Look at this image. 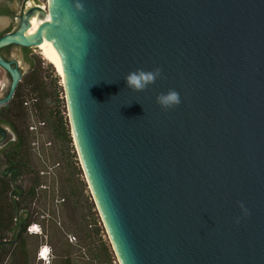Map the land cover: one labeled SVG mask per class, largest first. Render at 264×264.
<instances>
[{"label":"water","instance_id":"1","mask_svg":"<svg viewBox=\"0 0 264 264\" xmlns=\"http://www.w3.org/2000/svg\"><path fill=\"white\" fill-rule=\"evenodd\" d=\"M29 1L0 51L51 52L119 263L264 264V0H48L52 24L32 41L44 10ZM157 68L145 90L127 87ZM0 69L1 106L24 72L1 53ZM169 90L181 103L165 109Z\"/></svg>","mask_w":264,"mask_h":264},{"label":"rangeland","instance_id":"2","mask_svg":"<svg viewBox=\"0 0 264 264\" xmlns=\"http://www.w3.org/2000/svg\"><path fill=\"white\" fill-rule=\"evenodd\" d=\"M26 1L21 2L19 10ZM34 3L45 8L49 4L48 0H34ZM19 27L20 20L15 24V29ZM14 51L20 60L23 59L20 66L24 72L23 77H26L31 72V63L25 60L26 52L19 48ZM28 58L42 63L39 68V80L43 85H39L38 91L29 88L25 94L27 123L29 127L36 128L35 131L29 129V150L33 166L29 173L23 170L20 181L15 182V185L21 186L27 192L34 175L40 181L34 198L22 201V207L30 210L28 215L20 210L21 218L28 217L34 221L30 228L33 227L32 230L35 229L37 233L27 229L26 259L13 253L14 257L8 258L4 264H97L95 255H102L103 244L108 247L113 264H120L79 160L63 81L40 48L29 49ZM0 83L1 96L10 84V79L3 70L0 71ZM62 121L70 131V144L64 142L62 136H57L58 132L51 127L52 124L56 127ZM8 139L16 140L11 130L8 132ZM68 179L74 180L78 188L80 215L74 214L69 207L71 195ZM99 220L101 224H98ZM80 224L87 226L88 233L96 228L101 231L99 234L93 232L92 238L87 237L85 240L79 230ZM73 238L76 239L74 243L71 242ZM42 248L49 253L46 261L39 257Z\"/></svg>","mask_w":264,"mask_h":264},{"label":"trees","instance_id":"3","mask_svg":"<svg viewBox=\"0 0 264 264\" xmlns=\"http://www.w3.org/2000/svg\"><path fill=\"white\" fill-rule=\"evenodd\" d=\"M23 50L26 52L25 60L30 61L31 63V72L29 73V75L22 78V81L19 83L13 100L6 106H4L1 110L2 113H4V115L7 117L9 123L13 128V131L16 133L17 141L12 147L3 152V158L0 159L2 165H4V163L12 165L16 167L21 172V174H23L24 169L29 173L30 169L33 166L29 150L30 127L27 123L28 114L25 112L26 108L24 106L25 94L27 93V90L29 88H32V90L34 88V90L38 91L40 90L39 85H43V82H40L39 80V68L42 66V63H36L34 59L30 60V58H28L29 48H23ZM51 65L53 66V64ZM51 127L55 132H58L57 136L63 137L64 142H66L67 144L72 143L70 131L67 130L63 121L59 122L56 127L54 126V124H52ZM36 177L37 176L34 175V178L31 179L32 184L25 196H23L22 198H18L16 196V202L19 208V221L22 224V229L20 231V226L18 225V222L16 220V206L11 197L12 191L14 190L13 184L9 177L1 176L0 172V264H4V262H6L8 258L11 259L15 254H19L21 258L26 259L27 251L25 234L27 232V229L31 227L34 221L28 217L24 219L21 218L20 210L27 215L28 211H30L27 210L28 208L22 207V201L34 198L36 194L35 191L40 185V181ZM67 181L70 188L69 193L71 195L69 207L72 208L74 214L80 215V209L78 206L80 200L78 198V188L74 183V180L68 179ZM17 193L20 194V192ZM97 222L98 224H101L100 220ZM79 230L82 232L85 240L87 239V237L92 238L93 232L95 234H99L101 231L100 228H96L94 231L90 230L91 233H88L87 226L83 224H80ZM102 252L103 253L101 256L95 255L97 264H113L111 254L106 244L102 245ZM23 264H27V262Z\"/></svg>","mask_w":264,"mask_h":264},{"label":"clouds","instance_id":"4","mask_svg":"<svg viewBox=\"0 0 264 264\" xmlns=\"http://www.w3.org/2000/svg\"><path fill=\"white\" fill-rule=\"evenodd\" d=\"M161 75L159 68L154 71L145 72L142 69L130 72L126 77V85L133 91H143L150 84L155 83L156 79ZM157 103L165 108H172L181 103L180 95L175 90H169L167 93H161L157 96Z\"/></svg>","mask_w":264,"mask_h":264},{"label":"crops","instance_id":"5","mask_svg":"<svg viewBox=\"0 0 264 264\" xmlns=\"http://www.w3.org/2000/svg\"><path fill=\"white\" fill-rule=\"evenodd\" d=\"M22 1L23 0H0V37L16 30L15 24H17V22L19 21V14L21 10H19V7ZM17 48L23 49L18 46H8L3 48L0 53L4 59L15 60L19 63L20 66V61L23 59L20 60L18 55L14 53L16 52L14 50H16Z\"/></svg>","mask_w":264,"mask_h":264},{"label":"flooded vegetation","instance_id":"6","mask_svg":"<svg viewBox=\"0 0 264 264\" xmlns=\"http://www.w3.org/2000/svg\"><path fill=\"white\" fill-rule=\"evenodd\" d=\"M8 78L10 79L9 76H8ZM8 94H9V88L5 91V93L3 95L0 96V101L3 98H5ZM14 96H13V98H14ZM13 98L10 101H8L7 103L0 106V159L3 158V152L5 150H7L8 148L12 147L17 141L16 133L13 131V128H12L11 124L9 123L7 117L1 111L4 106H6L8 103H10L13 100ZM25 105L27 106V103H25ZM9 130H11L15 134V136H16L15 141H11L8 139ZM13 169H16L18 173L13 172L12 171ZM0 172H1V176L9 177L11 182L15 176H16L15 182L20 181V178L22 177L21 172L16 167L9 165V164H6V163H4V165H2L0 162ZM12 184H13V182H12ZM19 187L22 188L21 186H19ZM17 192H20V194H18ZM13 193H15L14 196L15 197L17 196L18 198H22L23 196H25L27 194V192L23 188H22V190L14 189L12 191V194Z\"/></svg>","mask_w":264,"mask_h":264},{"label":"bare ground","instance_id":"7","mask_svg":"<svg viewBox=\"0 0 264 264\" xmlns=\"http://www.w3.org/2000/svg\"><path fill=\"white\" fill-rule=\"evenodd\" d=\"M35 7L34 3L32 1L28 2L27 8H33ZM42 10H44V12L42 11H35V13L33 14V16L30 18V27L29 29L26 31L25 36L27 39L29 40H35L38 36V32L41 29L42 26L45 25H50L52 24L51 20H50V8H49V4L48 7H44V6H40ZM48 33H46L45 37L47 36ZM42 41H40L39 45L37 48H40L44 55L46 56V58L48 59V61L52 63V57H51V52L49 51V49L45 46H43L41 44ZM54 66V65H53ZM57 71V70H56ZM58 73V72H57ZM60 76V75H59ZM33 233H37L36 230H32ZM43 252L41 255H39V257L42 260L46 261V257H48L49 253H47V250H45L44 248H42Z\"/></svg>","mask_w":264,"mask_h":264},{"label":"built area","instance_id":"8","mask_svg":"<svg viewBox=\"0 0 264 264\" xmlns=\"http://www.w3.org/2000/svg\"><path fill=\"white\" fill-rule=\"evenodd\" d=\"M35 129H36V128H34V127H30V130H31V131H35ZM32 229H33V227L29 229L30 232H32ZM32 233H33V232H32ZM75 240H76V239L73 238V239L71 240V242L74 243ZM42 252H43V250L41 249L40 252H39V255H41Z\"/></svg>","mask_w":264,"mask_h":264}]
</instances>
